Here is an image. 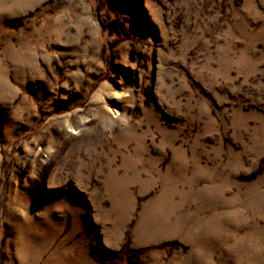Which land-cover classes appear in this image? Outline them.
I'll return each mask as SVG.
<instances>
[{"label":"rangeland","instance_id":"374dc122","mask_svg":"<svg viewBox=\"0 0 264 264\" xmlns=\"http://www.w3.org/2000/svg\"><path fill=\"white\" fill-rule=\"evenodd\" d=\"M0 264H264V0H0Z\"/></svg>","mask_w":264,"mask_h":264}]
</instances>
